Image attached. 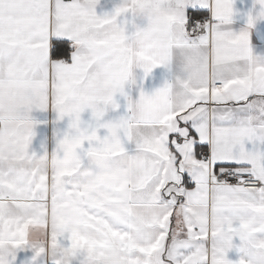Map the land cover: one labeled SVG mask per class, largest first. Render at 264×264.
Listing matches in <instances>:
<instances>
[{"label":"snow or ice","instance_id":"obj_1","mask_svg":"<svg viewBox=\"0 0 264 264\" xmlns=\"http://www.w3.org/2000/svg\"><path fill=\"white\" fill-rule=\"evenodd\" d=\"M98 2L0 0V264H264V0L239 32L234 0ZM34 108L68 118L42 155Z\"/></svg>","mask_w":264,"mask_h":264},{"label":"crops","instance_id":"obj_2","mask_svg":"<svg viewBox=\"0 0 264 264\" xmlns=\"http://www.w3.org/2000/svg\"><path fill=\"white\" fill-rule=\"evenodd\" d=\"M121 3V0H99L96 5L97 15H103L105 13H111L114 8ZM261 5L255 3V0H234V16L233 23L230 25L231 29L235 32L246 28L247 17L251 13L253 16L257 15L260 11ZM125 17H118V22ZM141 26L146 21H138ZM251 31V47L254 56L264 57V19H260L256 22ZM55 58V57H54ZM134 75L137 78V85H142L146 92H151L156 88L163 85L168 72L164 67H157L152 72L144 77L143 70L140 68L133 69ZM126 92L132 96L135 100L139 94V87L133 86L131 89L126 85ZM117 102L120 104V108L115 111H110L109 118L118 117L125 114L127 101L123 96L117 94ZM90 113L82 114L83 119H87ZM32 118L37 122L34 127L35 135L30 144L29 150L35 152L37 155H42L46 151L52 152L56 149L59 139L63 138V133L67 130L68 118L63 120L58 119V114L51 108L47 110L33 109L31 112ZM103 132V130H101ZM45 255L46 249L49 244L44 242ZM35 255L34 251L25 247L17 252L16 264H51V261L45 256L38 257L35 261L32 257ZM228 258L237 261L240 258V254L235 250L228 253Z\"/></svg>","mask_w":264,"mask_h":264},{"label":"clouds","instance_id":"obj_3","mask_svg":"<svg viewBox=\"0 0 264 264\" xmlns=\"http://www.w3.org/2000/svg\"><path fill=\"white\" fill-rule=\"evenodd\" d=\"M137 14L139 15V14H141V13L137 12ZM139 44H140V39H139V37L136 36L135 34H131V35L129 36V38L125 41V47H128V48H135V47H138ZM37 231H40V230H39V229H33V230H32V243H33V244L40 245V244H42L43 242H42V241H37V240L35 239V233H36ZM74 251H75L74 249H69V250H67V251L65 252V256L72 255ZM53 254H54L53 249L51 248V246H50V244H49L48 248L46 249V257H47L48 259H51V258L53 257Z\"/></svg>","mask_w":264,"mask_h":264},{"label":"trees","instance_id":"obj_4","mask_svg":"<svg viewBox=\"0 0 264 264\" xmlns=\"http://www.w3.org/2000/svg\"><path fill=\"white\" fill-rule=\"evenodd\" d=\"M56 58V57H55Z\"/></svg>","mask_w":264,"mask_h":264}]
</instances>
